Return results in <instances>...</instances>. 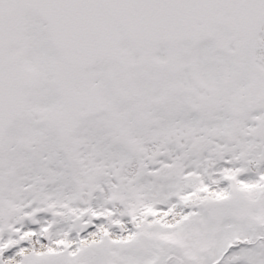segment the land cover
Returning <instances> with one entry per match:
<instances>
[{"label": "snow or ice", "instance_id": "6c2138e0", "mask_svg": "<svg viewBox=\"0 0 264 264\" xmlns=\"http://www.w3.org/2000/svg\"><path fill=\"white\" fill-rule=\"evenodd\" d=\"M0 264H264V0H0Z\"/></svg>", "mask_w": 264, "mask_h": 264}]
</instances>
